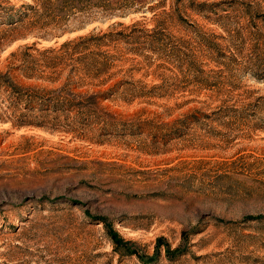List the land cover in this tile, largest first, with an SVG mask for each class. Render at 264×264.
Masks as SVG:
<instances>
[{
	"label": "rangeland",
	"instance_id": "obj_1",
	"mask_svg": "<svg viewBox=\"0 0 264 264\" xmlns=\"http://www.w3.org/2000/svg\"><path fill=\"white\" fill-rule=\"evenodd\" d=\"M152 4L116 19L162 39L145 50L152 66L125 65L160 96L104 101L94 119L0 120V264H264V0H166L164 16ZM10 27L4 72L37 40Z\"/></svg>",
	"mask_w": 264,
	"mask_h": 264
},
{
	"label": "trees",
	"instance_id": "obj_2",
	"mask_svg": "<svg viewBox=\"0 0 264 264\" xmlns=\"http://www.w3.org/2000/svg\"><path fill=\"white\" fill-rule=\"evenodd\" d=\"M148 0H32L25 3L27 10L1 7L0 25H11L10 30H20L18 37H36L32 43H24L13 49L7 56L10 61L6 72L0 71V108L5 117L0 120H16L20 124L31 123L27 119L35 111L54 119H94L91 110L102 106L104 101L133 103L137 99L160 96L154 87L139 86L141 80L133 79V64L137 57L147 61L145 50L155 49L162 39L155 34V28H141V20L125 23L124 18L135 12L145 13ZM166 3L157 0L148 11ZM143 16H146L145 14ZM153 16V17H154ZM114 20L106 28L99 25L80 32L100 21ZM80 32V33H77ZM62 41L59 38L67 34ZM225 38V37H223ZM42 40L48 41L43 44ZM54 41V42H53ZM207 49L218 64L221 53L220 43H206ZM160 51V50H159ZM220 52V53H219ZM147 59V60H146ZM146 66H152L149 61ZM126 74L127 77H119ZM22 78L31 81L23 82ZM104 106H107V104ZM25 109V110H23ZM31 112V113H26ZM116 247L125 245L119 232L105 219H101ZM128 246V245H127ZM154 259H145L152 263Z\"/></svg>",
	"mask_w": 264,
	"mask_h": 264
}]
</instances>
